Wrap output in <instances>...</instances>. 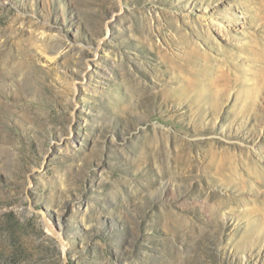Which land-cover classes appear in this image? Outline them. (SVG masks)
Listing matches in <instances>:
<instances>
[{
  "label": "rangeland",
  "instance_id": "rangeland-1",
  "mask_svg": "<svg viewBox=\"0 0 264 264\" xmlns=\"http://www.w3.org/2000/svg\"><path fill=\"white\" fill-rule=\"evenodd\" d=\"M0 264H264V0H0Z\"/></svg>",
  "mask_w": 264,
  "mask_h": 264
}]
</instances>
